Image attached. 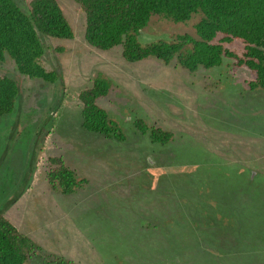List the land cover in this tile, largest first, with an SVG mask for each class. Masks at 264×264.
<instances>
[{
	"label": "rangeland",
	"instance_id": "rangeland-1",
	"mask_svg": "<svg viewBox=\"0 0 264 264\" xmlns=\"http://www.w3.org/2000/svg\"><path fill=\"white\" fill-rule=\"evenodd\" d=\"M14 1L24 10L25 0ZM57 2L73 39H44L43 63L61 80L25 81L11 61L0 63V74L21 81L22 94L13 116L0 119V158L5 137L14 139L6 164L0 161V187L24 189L5 218L75 264H264V231L253 215L217 198L209 178L229 168L247 182L264 173V93L249 89V73L230 60L194 74L155 59L124 62L118 50L89 47L81 11L71 0ZM197 20L153 17L138 40L193 35ZM226 48L240 51L237 43ZM96 73L111 83L98 105L123 142L80 127L77 95ZM135 118L173 140L152 144L135 131ZM53 156L87 181L84 189L50 191L46 161Z\"/></svg>",
	"mask_w": 264,
	"mask_h": 264
},
{
	"label": "trees",
	"instance_id": "trees-1",
	"mask_svg": "<svg viewBox=\"0 0 264 264\" xmlns=\"http://www.w3.org/2000/svg\"><path fill=\"white\" fill-rule=\"evenodd\" d=\"M71 1L84 16V41L92 49L118 50L127 63L155 59L189 74L219 68L225 60H230L234 67L249 73L250 90L264 93V0ZM153 17L174 24H186L194 17L198 20L193 25V35L182 34L170 41L141 44L138 37ZM44 39H73L72 29L57 0H25L24 10L14 0H0V63L11 61L19 79L50 85L61 80L57 72L44 66ZM235 43L240 46L239 53L226 48ZM56 52H62V48H57ZM20 86V80L0 74L1 120L15 113L22 97ZM110 87V81L96 73L91 84L79 91L80 127L86 133L123 142L125 136L118 124L98 105ZM133 127L155 145L167 146L173 140L170 132L148 127L140 118L133 120ZM13 141L5 137L0 158L4 165ZM209 178L210 186L216 187L212 192H216L217 198L232 201L238 212L248 213V217L253 215L250 218L255 220L258 230L264 231V173L247 182L229 168ZM46 179L50 191L61 195L75 194L87 184L60 156L47 159ZM201 179L199 176L197 181ZM6 190L0 187V264H75L44 251L5 218L3 214L24 189L19 188L17 192L16 188L11 194Z\"/></svg>",
	"mask_w": 264,
	"mask_h": 264
},
{
	"label": "crops",
	"instance_id": "crops-1",
	"mask_svg": "<svg viewBox=\"0 0 264 264\" xmlns=\"http://www.w3.org/2000/svg\"><path fill=\"white\" fill-rule=\"evenodd\" d=\"M15 204V203H14Z\"/></svg>",
	"mask_w": 264,
	"mask_h": 264
}]
</instances>
